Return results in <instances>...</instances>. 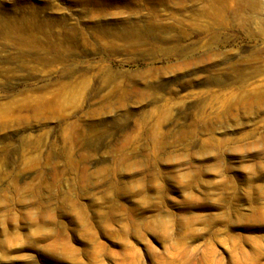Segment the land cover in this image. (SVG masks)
Masks as SVG:
<instances>
[{"label":"rangeland","instance_id":"rangeland-1","mask_svg":"<svg viewBox=\"0 0 264 264\" xmlns=\"http://www.w3.org/2000/svg\"><path fill=\"white\" fill-rule=\"evenodd\" d=\"M261 97L264 0H0V264H264Z\"/></svg>","mask_w":264,"mask_h":264},{"label":"bare ground","instance_id":"bare-ground-1","mask_svg":"<svg viewBox=\"0 0 264 264\" xmlns=\"http://www.w3.org/2000/svg\"><path fill=\"white\" fill-rule=\"evenodd\" d=\"M213 2H214V1H213ZM213 4H216V5H217V2H216V3H213ZM213 4H212V5H213ZM216 5H215L213 8H217ZM217 6H218V5H217ZM219 6H220V5H219ZM219 6H218V7H219ZM222 6H223V5H222ZM217 9H218V8H217ZM219 9H220V8H219ZM220 10H221V9H220ZM220 10H219V11H220ZM215 11H216V9L214 10V12H215ZM214 15H215V14H214ZM217 15L219 16L218 13H217ZM212 16H213V15H212ZM220 16H221V14H220ZM251 60H252V59H251ZM257 60H258V59H257ZM234 68H237V67H234ZM261 98H263L262 100H264V97H261ZM258 100H259V99H258ZM260 101H261V100H259V102H260ZM256 102H257V101H256ZM261 102H262V101H261ZM261 102H260V103H261ZM257 103H258V102H257ZM262 103H263V102H262ZM262 103H261V104H262ZM261 104H260V105H261Z\"/></svg>","mask_w":264,"mask_h":264}]
</instances>
